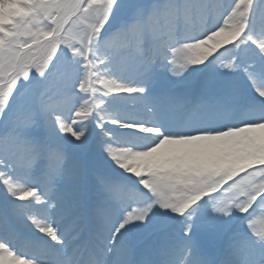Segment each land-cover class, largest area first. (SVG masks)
Masks as SVG:
<instances>
[{
    "label": "snow or ice",
    "instance_id": "1",
    "mask_svg": "<svg viewBox=\"0 0 264 264\" xmlns=\"http://www.w3.org/2000/svg\"><path fill=\"white\" fill-rule=\"evenodd\" d=\"M0 264H264V0H0Z\"/></svg>",
    "mask_w": 264,
    "mask_h": 264
}]
</instances>
